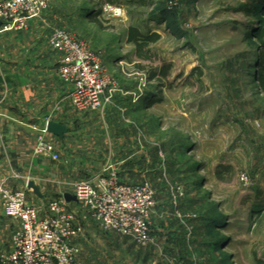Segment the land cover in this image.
I'll return each instance as SVG.
<instances>
[{
	"label": "rangeland",
	"instance_id": "rangeland-1",
	"mask_svg": "<svg viewBox=\"0 0 264 264\" xmlns=\"http://www.w3.org/2000/svg\"><path fill=\"white\" fill-rule=\"evenodd\" d=\"M55 1L53 29L99 54L113 92L135 102H122L120 123L100 125L92 170L133 171L127 184H152L157 201L145 246L72 205L84 227L78 264H264V0H53L48 9ZM106 4L122 16L103 15ZM132 28L160 39L139 52ZM22 182L14 191L34 206L64 196L38 200Z\"/></svg>",
	"mask_w": 264,
	"mask_h": 264
},
{
	"label": "built area",
	"instance_id": "built-area-1",
	"mask_svg": "<svg viewBox=\"0 0 264 264\" xmlns=\"http://www.w3.org/2000/svg\"><path fill=\"white\" fill-rule=\"evenodd\" d=\"M53 0H0V33L25 30L40 17ZM103 15L121 17L122 8L106 4ZM50 47L60 54L58 76L73 87L71 103L80 113L100 112L116 89V82L107 74L104 62L83 41L63 29H53ZM47 128L37 139L35 153L53 162L60 155L47 138ZM249 183V177L242 176ZM71 203L65 195L46 206H34L24 192L10 189L0 180V200L7 218L17 223L11 249L3 264H78V244L84 227L72 205L82 206L89 218L106 231H113L137 245L153 241L152 214L156 194L152 184H127L116 173L103 174L72 185Z\"/></svg>",
	"mask_w": 264,
	"mask_h": 264
},
{
	"label": "crops",
	"instance_id": "crops-1",
	"mask_svg": "<svg viewBox=\"0 0 264 264\" xmlns=\"http://www.w3.org/2000/svg\"><path fill=\"white\" fill-rule=\"evenodd\" d=\"M55 3L27 29L0 33V180L12 190L22 189V180L34 181L47 201L70 193L76 180L101 174L92 170V157L101 154L99 146L105 143L100 125L120 123L127 113L122 102L135 103L132 93L121 89L113 92L103 112L82 114L74 109L73 87L58 76L61 56L49 45L58 17ZM137 107L132 112L139 111ZM50 121L68 129L64 138L46 134L62 158L59 162L35 153L37 139ZM133 174L119 180L136 183ZM16 229L17 223L6 217L0 200V264L10 252Z\"/></svg>",
	"mask_w": 264,
	"mask_h": 264
},
{
	"label": "trees",
	"instance_id": "trees-1",
	"mask_svg": "<svg viewBox=\"0 0 264 264\" xmlns=\"http://www.w3.org/2000/svg\"><path fill=\"white\" fill-rule=\"evenodd\" d=\"M108 3H111L113 5L117 4L116 0H108ZM244 9H247V11L251 14L254 13L255 10H248L247 7H243ZM160 39V35L156 34L152 38H149L147 36H144L141 34L137 29L132 28L129 32V42L134 44L137 47V51H141L144 48H146L150 43H155ZM147 57V56H145ZM259 75L260 78H264V52L263 55L261 56V62H260V69H259ZM155 76V74L153 75Z\"/></svg>",
	"mask_w": 264,
	"mask_h": 264
},
{
	"label": "water",
	"instance_id": "water-1",
	"mask_svg": "<svg viewBox=\"0 0 264 264\" xmlns=\"http://www.w3.org/2000/svg\"><path fill=\"white\" fill-rule=\"evenodd\" d=\"M47 132L50 134H53L59 138H64V136L68 133V129L66 126L58 124L56 122L50 121L47 124ZM27 187L29 190L33 191V193L39 198L43 199V194L41 192V188L38 184H36L34 181H29L27 184ZM65 198L68 201H75V198H73L70 195H65Z\"/></svg>",
	"mask_w": 264,
	"mask_h": 264
}]
</instances>
